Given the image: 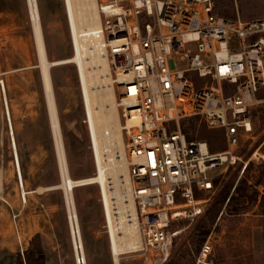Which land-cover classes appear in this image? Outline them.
<instances>
[{
	"label": "rangeland",
	"instance_id": "obj_1",
	"mask_svg": "<svg viewBox=\"0 0 264 264\" xmlns=\"http://www.w3.org/2000/svg\"><path fill=\"white\" fill-rule=\"evenodd\" d=\"M213 2L215 12L224 18H264V0ZM36 5L48 61L67 62L49 69L67 172L73 180L91 178L96 170L85 95L82 98L78 64L68 62L75 53L64 2L36 0ZM229 49L240 50L237 36H230ZM186 50L193 51V46ZM185 65L186 61H178V67ZM0 82V264H75L26 0H0ZM201 84L196 80V85ZM113 89L117 101L115 83ZM257 96L260 102L250 111L252 132L241 137L236 147L240 159L214 179L212 191L196 192L197 197L207 198L200 215L171 221L170 229L177 233L167 259L153 263L130 251L120 255L118 264H194L206 240L215 264H250L253 230L261 226L264 241V87ZM180 126L190 139L205 140L211 151L226 147L224 130L207 127L199 116L185 117ZM225 190L235 199L228 205L226 200L214 216L215 208H205ZM72 194L86 264H96L102 255L104 264H113L99 186H76ZM148 257L155 254L149 252Z\"/></svg>",
	"mask_w": 264,
	"mask_h": 264
},
{
	"label": "built area",
	"instance_id": "obj_2",
	"mask_svg": "<svg viewBox=\"0 0 264 264\" xmlns=\"http://www.w3.org/2000/svg\"><path fill=\"white\" fill-rule=\"evenodd\" d=\"M97 8L96 34L118 88L135 251L162 263L177 233L171 221L202 213L207 198L196 192L213 190L214 179L240 159L241 137L252 132L250 111L264 87V18H224L213 0H98ZM231 35L237 52L229 49ZM190 116L222 128L226 147L211 151L205 140L188 139L180 122ZM211 252L206 240L194 264H214ZM85 261L75 255V264Z\"/></svg>",
	"mask_w": 264,
	"mask_h": 264
},
{
	"label": "bare ground",
	"instance_id": "obj_3",
	"mask_svg": "<svg viewBox=\"0 0 264 264\" xmlns=\"http://www.w3.org/2000/svg\"><path fill=\"white\" fill-rule=\"evenodd\" d=\"M97 1L63 0L70 30L72 50L73 54L75 53L74 59H70L68 62L74 61L79 67L78 74L81 75V79L79 76V82L82 98L83 92L85 95L86 105L84 109L87 116V128L96 170L94 177L83 180H73L67 172L49 74L51 66L67 62L50 63L48 61L39 24L36 0H26V5L59 166L61 181L59 188L64 192L68 230L74 254H77L78 258L83 257L85 260L72 191L76 186L95 183L99 186L101 192V205L105 222L107 223L110 254L113 264H118L121 254L135 251L139 247V236L135 206L129 195L124 140L110 65L103 49L102 39L96 34L101 22ZM128 122L130 121L128 120ZM14 151L17 158L15 145ZM17 167L21 180V171L18 163ZM22 192L24 195L23 187Z\"/></svg>",
	"mask_w": 264,
	"mask_h": 264
},
{
	"label": "crops",
	"instance_id": "obj_4",
	"mask_svg": "<svg viewBox=\"0 0 264 264\" xmlns=\"http://www.w3.org/2000/svg\"><path fill=\"white\" fill-rule=\"evenodd\" d=\"M262 231L261 226L256 228V230H253L251 243L249 245V256L251 258L250 264H264V241ZM211 260L215 264L214 260ZM96 264H104L103 255L97 259Z\"/></svg>",
	"mask_w": 264,
	"mask_h": 264
},
{
	"label": "trees",
	"instance_id": "obj_5",
	"mask_svg": "<svg viewBox=\"0 0 264 264\" xmlns=\"http://www.w3.org/2000/svg\"><path fill=\"white\" fill-rule=\"evenodd\" d=\"M258 97V96H257ZM182 129V128H181ZM182 131L184 132V134L186 135V137L188 138V139H190L189 138V136L187 135V132L185 131V129H182ZM210 148V147H209ZM211 150V149H210ZM228 189V188H227ZM226 189V190H227ZM225 190V191H226ZM220 194V193H219ZM218 194V195H219ZM218 195H215L213 198H212V200H210V202L208 203V207H206L205 209L208 211V210H210V209H212V208H215V212H214V216H217L218 214H219V212L221 211V209L219 208V206L220 207H222V205L225 203V201L226 200H228L227 201V205L231 202V201H233L234 199H235V197L234 196H229V194H228V192L226 191V193L225 194H223V196H220L221 198H218ZM205 211V210H204ZM27 264H29L28 262H27Z\"/></svg>",
	"mask_w": 264,
	"mask_h": 264
},
{
	"label": "water",
	"instance_id": "obj_6",
	"mask_svg": "<svg viewBox=\"0 0 264 264\" xmlns=\"http://www.w3.org/2000/svg\"><path fill=\"white\" fill-rule=\"evenodd\" d=\"M77 255V254H76Z\"/></svg>",
	"mask_w": 264,
	"mask_h": 264
}]
</instances>
